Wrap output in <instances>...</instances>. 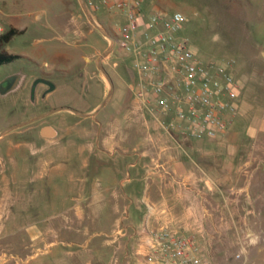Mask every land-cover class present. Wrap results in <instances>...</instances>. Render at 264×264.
<instances>
[{"label": "rangeland", "instance_id": "rangeland-1", "mask_svg": "<svg viewBox=\"0 0 264 264\" xmlns=\"http://www.w3.org/2000/svg\"><path fill=\"white\" fill-rule=\"evenodd\" d=\"M166 5L183 13L182 34L197 54L228 63L239 80L235 115L242 129L253 109H264V0H170ZM92 12L112 32L123 21L115 9ZM13 25L23 32L0 50L18 57L0 64V79L15 72L25 79L18 90L0 93V131L55 105L87 111L102 100L107 83L94 60L108 39L87 21L78 0H0V32ZM102 63L114 86L126 87L121 106L112 110L110 102L88 118L57 112L0 138V264H134L131 235L138 225L128 224L130 203L108 177L109 167L123 168L137 155H111L107 137L126 132L119 151L142 152L144 133L164 131L129 96L126 84L134 78L128 57L114 49ZM37 75H48L56 88L45 103L33 106L29 83ZM44 123L56 134L38 133ZM261 146L253 158L247 153L242 158L257 165L253 176L264 180V137ZM257 188L263 192L264 185ZM131 204L143 209L138 201ZM234 210L228 218L215 210L201 244L217 264H264V216L243 219Z\"/></svg>", "mask_w": 264, "mask_h": 264}, {"label": "built area", "instance_id": "built-area-1", "mask_svg": "<svg viewBox=\"0 0 264 264\" xmlns=\"http://www.w3.org/2000/svg\"><path fill=\"white\" fill-rule=\"evenodd\" d=\"M91 11L115 9L123 21L113 30L115 49L130 63L129 89L165 131L217 138L237 111L240 83L228 63L201 58L183 36L180 11L145 12L142 0H86ZM1 30V28H0ZM134 264H217L195 233L144 218L134 229Z\"/></svg>", "mask_w": 264, "mask_h": 264}, {"label": "crops", "instance_id": "crops-1", "mask_svg": "<svg viewBox=\"0 0 264 264\" xmlns=\"http://www.w3.org/2000/svg\"><path fill=\"white\" fill-rule=\"evenodd\" d=\"M169 2L142 0V7L145 12L171 13L173 11L168 10L166 5ZM129 85L126 84L130 96ZM125 92L126 87L121 90L114 86L107 105L111 102L112 110L121 106L125 101ZM132 100L136 102L133 96ZM244 103L245 100L241 107L246 110L249 105L248 102ZM238 122L239 115H234L227 131L217 138L197 139L178 130L146 132L143 138L147 145L142 152L132 151L133 148L120 152V141L122 138L126 141L128 133L125 132L123 136L117 131L110 133L107 143L111 147V155L119 153L126 159L132 154L137 155L135 159L127 161L123 168H119V165L109 167L108 182L118 186L123 198L130 203L129 213L125 215L131 219L128 224L139 225L144 218H148L151 224H167L180 231L195 233L199 238L209 235L207 227L212 222L215 210L220 211V217L228 218L232 217L235 206L234 211L239 218L263 217L264 205L261 203L264 204V190L260 192L257 187L264 185V180L253 176L257 165L253 166L242 155L247 153L253 158L263 147L264 109L262 112L253 109L242 129ZM41 133H44L43 128ZM98 179L103 181L104 178L99 176ZM137 201L143 207L141 211L131 208V203ZM228 224L225 222V226ZM34 228L33 225L28 226L27 233H33ZM0 229L2 231L3 226Z\"/></svg>", "mask_w": 264, "mask_h": 264}, {"label": "water", "instance_id": "water-1", "mask_svg": "<svg viewBox=\"0 0 264 264\" xmlns=\"http://www.w3.org/2000/svg\"><path fill=\"white\" fill-rule=\"evenodd\" d=\"M80 7L82 9V12L84 14V16L86 17L87 21L99 32L101 33L104 37H106L108 39V45L107 47L102 51V53L100 55H98L95 58V65L96 68L98 70V72L101 74V76L104 78V80L107 83V91L106 94L104 95V97L102 98V100L90 111H81L78 110L72 106L69 105H60V106H56V107H52L40 114H37L33 117L27 118L25 120L16 122L14 124H11L5 128H3L0 131V138L2 136H4L5 134L16 130L20 127H23L25 125L31 124L33 122H36L38 120H41L51 114H54L56 112H60V111H67L70 112L74 115L83 117V118H88V117H95L108 103V101L110 100V98L113 95V91H114V83H113V79L111 77V75L109 74V72L107 71V69L105 68V66L103 65V59L108 56L111 52L114 51L115 49V38L113 35L112 31H109L107 28H105L94 16L93 12L91 11V9L88 7L86 0H78ZM50 90V88L48 89ZM34 96H35V84L31 85V89H30V99L31 102H34ZM43 132L42 134L46 135V136H53L56 134L55 129L51 128L50 126H45L43 127Z\"/></svg>", "mask_w": 264, "mask_h": 264}, {"label": "flooded vegetation", "instance_id": "flooded-vegetation-1", "mask_svg": "<svg viewBox=\"0 0 264 264\" xmlns=\"http://www.w3.org/2000/svg\"><path fill=\"white\" fill-rule=\"evenodd\" d=\"M98 75H99V73H98ZM24 79H25V75L21 72H15V73L4 76L3 78L0 79V93L2 95H6L7 93H9L11 91L18 90L19 88H21ZM32 84H35L34 102L31 103L33 106H35L36 104L45 103L48 99H50L52 92L56 88V84L49 78L48 75H37V76L32 77L29 85L31 86ZM49 88H50V90H48ZM56 106H60V105H55L53 107H56ZM46 110H48V109L38 111L36 114H34V116L37 114H40ZM49 116H47V117H49ZM47 117H45V118H47ZM45 118H43V119H45ZM38 121H40V120H38ZM38 121H36V122H38ZM36 122H33V123H36ZM44 126H53V125L48 124V123H44L38 127L37 132L41 133V128H43Z\"/></svg>", "mask_w": 264, "mask_h": 264}, {"label": "trees", "instance_id": "trees-1", "mask_svg": "<svg viewBox=\"0 0 264 264\" xmlns=\"http://www.w3.org/2000/svg\"><path fill=\"white\" fill-rule=\"evenodd\" d=\"M23 30L24 29H18L16 27L11 26L3 32H0V46L8 42L15 34L23 32ZM17 57V54L9 53L5 50H0V64L10 62Z\"/></svg>", "mask_w": 264, "mask_h": 264}]
</instances>
